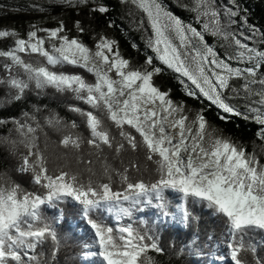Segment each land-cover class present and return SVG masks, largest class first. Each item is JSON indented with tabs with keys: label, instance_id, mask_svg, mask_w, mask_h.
I'll use <instances>...</instances> for the list:
<instances>
[{
	"label": "snow or ice",
	"instance_id": "snow-or-ice-1",
	"mask_svg": "<svg viewBox=\"0 0 264 264\" xmlns=\"http://www.w3.org/2000/svg\"><path fill=\"white\" fill-rule=\"evenodd\" d=\"M53 2L83 14L75 34L63 20L0 29V110L51 96L74 117L38 103L0 116V264H264V28L242 0H118L143 63L97 30L98 17L116 27L108 0ZM164 74L180 98L156 84ZM210 112L254 124L259 145L249 152ZM193 225L195 239L178 242L177 227Z\"/></svg>",
	"mask_w": 264,
	"mask_h": 264
},
{
	"label": "trees",
	"instance_id": "trees-1",
	"mask_svg": "<svg viewBox=\"0 0 264 264\" xmlns=\"http://www.w3.org/2000/svg\"><path fill=\"white\" fill-rule=\"evenodd\" d=\"M108 2L110 3V6L115 9V11L112 12L110 15L112 18L116 20V27L107 28L105 26V22L108 19V17H98L95 25L97 27V30L98 31L103 30L107 33V35L118 40L120 45V50L122 54L125 56V58L133 60L134 63L135 62L143 63L145 59L143 55L144 40L141 38L142 37L141 31L136 30L134 25L130 23L132 18L127 15L128 8L121 6L118 0H108ZM242 2L243 5L249 9V22L256 25L257 27L264 28V0H242ZM46 13L52 15H61L62 20L65 22L67 27L69 29H72V32L70 34H75V29L73 28L74 21L76 19L83 18V14H77L76 12H73L70 9H65L58 4L50 6L49 10L46 11ZM135 16L136 19L138 20L139 13H136ZM42 17H43V13L38 11H20V12L7 11L0 13V23L13 22L16 24H21L20 30L21 32H23V34H25L27 30V24L29 22L33 24L34 21L38 19H42ZM85 23H87V21H85ZM45 26L55 27L56 24L52 22H47ZM82 38L85 39L87 42L91 43L90 38L87 35L83 36ZM133 42L137 43L138 47L140 48L139 54L135 49L131 47V44ZM156 84L161 86L162 89L171 87L173 89L172 96L174 99L180 98L182 96V93L177 86V82L168 74L158 76L156 78ZM0 95H2V91H0ZM185 99L187 100L189 106L192 107L196 106L195 102H193L191 99H188L186 97ZM33 103H38L41 106L47 104L50 109H55L62 116H66L69 119L74 118L67 113L64 104L56 100L54 97L47 96V97L36 98L31 95L29 96L28 101L24 104H13L10 107H8L6 110H0V116L18 115L21 108H29L30 110L29 106ZM44 114L46 113H41V117ZM208 118L210 121L213 122L214 125L218 126L219 128H222L224 130L225 135L231 136L233 139L237 140L238 142L245 144L249 152L253 150L254 146L259 145L260 142L256 139L254 135V133L257 130L254 124L246 122L241 118H234L230 120L227 124H225L216 117L214 112H210L208 114ZM8 127H10V125L6 127H0V136L7 134ZM81 131L84 132L83 129H81ZM84 135L87 136V133L84 132ZM50 137L52 141H56L59 138L58 134H54V133H50ZM41 140H43V137H41ZM254 141L255 144L253 143ZM84 151L86 155L87 152L89 151L87 145H85ZM257 151H259L258 147H257ZM6 154H7L6 149L3 146H0V171H4V169L7 167L5 161L3 160V155ZM93 159H95V157H93ZM124 159L126 163L132 159H138L142 165L144 163V158L142 155L133 156L132 154H125ZM94 166L96 167L97 170H99V164H96ZM116 166L120 167L119 161H116ZM12 175L14 179H18V180L20 179V177L16 176L15 173H12ZM212 226H213V222L207 217H204L199 226L200 229L202 230L201 235L203 234V231L208 230ZM72 227H74V221H69L65 225L64 231L70 232ZM196 232H197V227L195 225H193L191 229H184L182 226H178L177 230L173 233V235L175 236L178 242H186L189 240H194ZM73 236L74 239L76 240L83 239L82 234H78V232L73 233ZM164 239H165V244H167L169 237L165 235ZM71 252H72V244L70 242L69 247L61 251L59 257L60 260L64 262L65 259L67 258L70 261L72 258ZM158 258L166 259V257H158ZM198 259L199 258L195 256L187 257L185 258V260H180L179 258H177L176 264H195V262Z\"/></svg>",
	"mask_w": 264,
	"mask_h": 264
},
{
	"label": "rangeland",
	"instance_id": "rangeland-1",
	"mask_svg": "<svg viewBox=\"0 0 264 264\" xmlns=\"http://www.w3.org/2000/svg\"><path fill=\"white\" fill-rule=\"evenodd\" d=\"M33 4L44 6L46 8V11H48L49 7L52 5H55L56 3H54L53 0H0V13L7 12V11H12V12L36 11L32 8ZM46 11L44 12L38 11V12L43 13V17L42 19H38L34 21L33 24L38 25L40 27H47L45 26V24L47 22H52V23H55L57 26L59 21L62 20V16L48 14L46 13ZM181 15L183 14L181 13ZM29 25H32V24L30 22L27 24V30L29 29ZM20 27H21V24H16L13 22L0 23V29L2 28L13 29L14 28L18 30L21 33V35H23V32H21Z\"/></svg>",
	"mask_w": 264,
	"mask_h": 264
}]
</instances>
